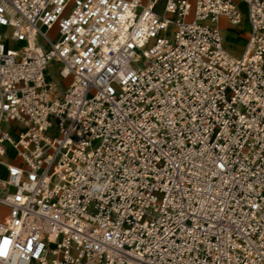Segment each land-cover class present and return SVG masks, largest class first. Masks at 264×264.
<instances>
[{
    "label": "built area",
    "instance_id": "1",
    "mask_svg": "<svg viewBox=\"0 0 264 264\" xmlns=\"http://www.w3.org/2000/svg\"><path fill=\"white\" fill-rule=\"evenodd\" d=\"M159 1L0 0V264H264V0Z\"/></svg>",
    "mask_w": 264,
    "mask_h": 264
},
{
    "label": "bare ground",
    "instance_id": "2",
    "mask_svg": "<svg viewBox=\"0 0 264 264\" xmlns=\"http://www.w3.org/2000/svg\"><path fill=\"white\" fill-rule=\"evenodd\" d=\"M237 8H238V10L240 12V24L237 25V26L225 25L221 29V34H222V38H223V45L229 52H231L234 55L237 54V52H239L241 50V47H242L239 37H241V36L245 37L246 33L249 32V26H248V22H247V19H246V5H245V3L243 1H240L237 4ZM226 29H229V30H226ZM223 31L227 35L236 33L237 40L230 38L231 41L227 42V37L224 35ZM13 46L19 47V44H13ZM50 65H52L51 67L53 68V71H54L55 75L57 76V80L56 79H52V78L50 80L47 79L46 74H47V70H48ZM49 66H47V69H46V72H45L46 83H47V87L49 89H51L52 94L56 95L52 89L53 88H55V89L58 88L57 86H59L61 88V85H62L61 84V81H62L61 77L68 78V76L67 77L65 76V74H66L65 71L63 70V68L61 67V65L57 61H52L49 64ZM50 85H52L53 87L51 88ZM33 264H36V263H33Z\"/></svg>",
    "mask_w": 264,
    "mask_h": 264
},
{
    "label": "rangeland",
    "instance_id": "3",
    "mask_svg": "<svg viewBox=\"0 0 264 264\" xmlns=\"http://www.w3.org/2000/svg\"><path fill=\"white\" fill-rule=\"evenodd\" d=\"M162 4H163V1L162 0H160L159 1V3H158V5H157V7H156V11L158 12V13H161L162 12ZM246 19H247V15H246ZM247 22H248V20H247ZM244 25V24H243ZM223 33H224V35L227 37V42L228 41H231V39L230 38H232V39H235V40H237V35H236V33H234V34H230V35H227L224 31H223ZM229 37V38H228ZM234 37V38H233ZM246 37H247V33H246V35H245V37L244 36H241V37H239V39H240V41H241V46L243 47V45H244V43H245V40H246ZM242 47H241V50H242ZM240 50V51H241ZM239 51V52H240ZM239 52H237V54L239 53ZM237 54H235V55H237ZM52 65H50L49 66V68H48V70H47V74H46V76H47V79H56L57 80V76L55 75V73H54V71H53V68L51 67ZM58 75V74H57ZM60 77V76H59ZM62 78V81H61V88L59 87V86H57L58 88H53L52 90L54 91V93L56 94V95H54V96H56V97H60V96H63L64 94H65V92H66V90L68 89V85L71 83V81H72V78L71 77H68V78H63V77H61ZM51 86V88L53 87L52 85H50ZM63 87V88H62Z\"/></svg>",
    "mask_w": 264,
    "mask_h": 264
},
{
    "label": "crops",
    "instance_id": "4",
    "mask_svg": "<svg viewBox=\"0 0 264 264\" xmlns=\"http://www.w3.org/2000/svg\"><path fill=\"white\" fill-rule=\"evenodd\" d=\"M226 30H229V29H226ZM237 37V36H236ZM242 51V50H241ZM241 51L237 54V55H239L240 53H241Z\"/></svg>",
    "mask_w": 264,
    "mask_h": 264
},
{
    "label": "snow or ice",
    "instance_id": "5",
    "mask_svg": "<svg viewBox=\"0 0 264 264\" xmlns=\"http://www.w3.org/2000/svg\"><path fill=\"white\" fill-rule=\"evenodd\" d=\"M4 243H5V244H7V243H8V241H5Z\"/></svg>",
    "mask_w": 264,
    "mask_h": 264
}]
</instances>
